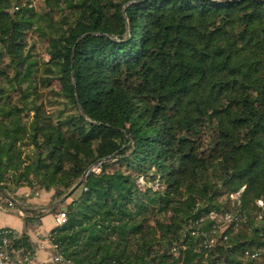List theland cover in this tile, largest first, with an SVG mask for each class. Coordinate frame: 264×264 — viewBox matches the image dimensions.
Segmentation results:
<instances>
[{
    "label": "trees",
    "instance_id": "trees-1",
    "mask_svg": "<svg viewBox=\"0 0 264 264\" xmlns=\"http://www.w3.org/2000/svg\"><path fill=\"white\" fill-rule=\"evenodd\" d=\"M0 203L71 264H264V0H0Z\"/></svg>",
    "mask_w": 264,
    "mask_h": 264
},
{
    "label": "crops",
    "instance_id": "crops-1",
    "mask_svg": "<svg viewBox=\"0 0 264 264\" xmlns=\"http://www.w3.org/2000/svg\"><path fill=\"white\" fill-rule=\"evenodd\" d=\"M27 190H29L27 187H21L17 190L16 195L27 197L29 195V193H27ZM50 195V193L45 192L37 195L36 197L39 198L41 202L37 206H34V209L46 212L49 211L48 209H41L40 207H45L50 204ZM34 197H31V199ZM28 201L29 199H26V203H29ZM0 209L4 210V212L6 213H10L8 215L18 216L22 219V224L21 222L15 224L13 222L7 221L3 225H0V228H11L18 233H26L29 236L33 247L32 256L34 264H59L55 262L46 263L56 254L53 246L48 239L49 231L56 226V215H53L52 213H46L43 217H41L38 224L30 222L29 225L28 222H25L24 216L21 214L22 210H11L10 212H7L5 211V208H3V206L2 208L0 206ZM2 210H0V212H2ZM0 217H2L1 214Z\"/></svg>",
    "mask_w": 264,
    "mask_h": 264
},
{
    "label": "built area",
    "instance_id": "built-area-1",
    "mask_svg": "<svg viewBox=\"0 0 264 264\" xmlns=\"http://www.w3.org/2000/svg\"><path fill=\"white\" fill-rule=\"evenodd\" d=\"M91 171L98 172L100 170V163L94 164L90 168ZM143 183V179H139ZM65 212H60L56 215V224H61L65 220ZM15 231L11 228H3L0 230V264H34L31 253L23 254V250L11 249L12 237ZM55 248V246H53ZM53 261L59 264H71L64 262L59 254H55Z\"/></svg>",
    "mask_w": 264,
    "mask_h": 264
},
{
    "label": "rangeland",
    "instance_id": "rangeland-1",
    "mask_svg": "<svg viewBox=\"0 0 264 264\" xmlns=\"http://www.w3.org/2000/svg\"><path fill=\"white\" fill-rule=\"evenodd\" d=\"M38 45H37V50L38 51H40V52H42L43 51V44L42 43H40V42H38L37 43ZM115 166V165H114ZM116 167V166H115ZM113 168V167H112ZM27 193H29V190H27ZM27 199H29V203H25V204H29V206H26V207H28L29 209H32V208H34V206H37L38 204H40V199L39 198H37L36 196L34 197V198H27ZM38 199V200H37ZM47 202V201H46ZM51 204V203H50ZM0 206H1V208H2V203H0ZM25 207V206H24ZM3 208H5V211H7V212H10L11 210H14V211H18L19 210V208H14V207H11V208H6V207H4L3 206ZM0 210H2V209H0ZM20 210H22V215L23 216H25V212H24V209H20ZM0 214H1V216L2 217H0V225H3L4 223H6L7 221H10V222H13V223H15V224H18L19 222H21V224H22V219L21 218H19L18 216H14V215H8V214H10V213H6V212H4V210H2V212H0ZM4 219H6V220H4ZM30 222L28 221V224H29ZM30 225V224H29ZM51 262H54L53 261V258L52 259H50L48 262H46V263H51Z\"/></svg>",
    "mask_w": 264,
    "mask_h": 264
},
{
    "label": "water",
    "instance_id": "water-1",
    "mask_svg": "<svg viewBox=\"0 0 264 264\" xmlns=\"http://www.w3.org/2000/svg\"><path fill=\"white\" fill-rule=\"evenodd\" d=\"M87 173H88V171H86V172L83 174L82 178H83L84 176H86ZM3 195H4L5 197H7V198L12 199V197H11L9 194L4 193ZM67 195H68V193L65 194L64 196H62L61 198L57 199V200L54 201L53 203L49 204L48 206L40 207V208H41V209H48V210H50L51 208H53V207L57 206L58 204H60V203L66 198Z\"/></svg>",
    "mask_w": 264,
    "mask_h": 264
}]
</instances>
